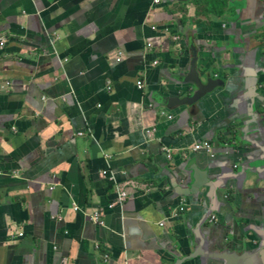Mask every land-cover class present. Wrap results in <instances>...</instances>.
I'll use <instances>...</instances> for the list:
<instances>
[{"label":"crops","instance_id":"crops-1","mask_svg":"<svg viewBox=\"0 0 264 264\" xmlns=\"http://www.w3.org/2000/svg\"><path fill=\"white\" fill-rule=\"evenodd\" d=\"M1 38L0 264H264V0H0Z\"/></svg>","mask_w":264,"mask_h":264},{"label":"built area","instance_id":"built-area-1","mask_svg":"<svg viewBox=\"0 0 264 264\" xmlns=\"http://www.w3.org/2000/svg\"><path fill=\"white\" fill-rule=\"evenodd\" d=\"M153 1H154V3L156 5H159L162 2V0H153ZM154 29H156V28H154ZM4 46H5V38H1L0 39V48H3ZM152 46H153L152 43H150L148 45V47H150V48ZM122 58H123V52L120 50L117 53L116 61L117 62H121L122 61ZM157 64H158V62H155L154 63V65H157ZM137 85L139 86V88H143V83L142 82L138 81L137 82ZM107 90L108 91H111L112 90V86L111 85L108 86L107 87ZM152 132H155V130L154 131H149L148 132L149 135L152 134ZM80 134H82V133H80ZM166 150H167V154H168L167 157L169 159H171L172 158V155L170 153V149H166ZM193 150L194 151H206L207 153H209L211 155V157H215L214 149H213L211 143H209L208 141H205V142H202V143H197L194 146ZM102 174H103V176H108L109 175V172L108 171H103ZM109 179L111 181L115 180L112 175L109 176ZM126 199H127V192L126 191L120 192L119 195H118L117 201H115L114 203L110 204L109 205V209H111V210L115 209V207L117 205L123 204ZM179 210H180V212H184L186 210V207L185 206H181ZM210 220H211V222H213V223L215 222L216 223L217 222V217L215 215H213V216H211ZM90 221L92 223L98 225V226L105 227V223H104V221L102 219V214L100 212H96V213L92 214L90 216ZM161 226H164V223H161ZM23 235H24L23 232L22 233H19L18 234V237H23ZM105 259L108 260L109 258L106 256ZM65 264H68L67 261H65Z\"/></svg>","mask_w":264,"mask_h":264},{"label":"water","instance_id":"water-1","mask_svg":"<svg viewBox=\"0 0 264 264\" xmlns=\"http://www.w3.org/2000/svg\"><path fill=\"white\" fill-rule=\"evenodd\" d=\"M192 75L195 78V84L197 86V88L199 89L198 94L196 95V99H200L202 96H204L205 94H209L208 92L210 91L208 88L211 84L210 81H212V79H208L206 83H204L203 81H201V78L198 74V72L196 71V68L194 67L192 70ZM209 77V76H207ZM219 80H215L214 82H218ZM204 88V90H203ZM208 91V92H207Z\"/></svg>","mask_w":264,"mask_h":264}]
</instances>
